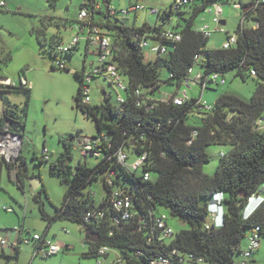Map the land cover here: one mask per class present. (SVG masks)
<instances>
[{
  "label": "trees",
  "instance_id": "1",
  "mask_svg": "<svg viewBox=\"0 0 264 264\" xmlns=\"http://www.w3.org/2000/svg\"><path fill=\"white\" fill-rule=\"evenodd\" d=\"M217 1L227 3V0H187L186 3L173 0L168 8L160 10L157 14L162 18L172 13L187 15L181 16L184 23L178 22L171 28L180 33V40L165 41L166 52L147 61L140 46L141 37L155 39L163 26L147 21L126 23L124 18L105 13L109 4L104 3L105 11L94 10L90 5L93 18L94 14H101L95 23L112 38L109 60L126 83L124 100L112 103L111 93L103 90L99 103L82 101L84 89L88 88L84 57L82 68L74 70L79 79L74 97L85 117L96 125L97 130L91 136L98 138L95 146L99 154L92 165L84 161L71 165L75 144L69 138L72 140L74 135L64 137L63 149L51 163L52 172L66 185L54 214L43 208L42 190L35 189L33 195L47 226L57 219H70L81 227L85 223L86 228L98 234L97 241L85 240L82 256L96 259L98 249L106 245L117 251L123 264H150L158 256L167 259L165 264H240L235 255L241 252L246 229L258 227V236L264 234V1L249 0L241 4L248 9L241 12L234 32L236 43L229 48H212L207 45L209 37L196 31L193 25L198 12ZM247 20L251 25L244 23ZM32 32L40 45L48 43L53 58L51 67L68 69L66 57L78 48L80 41L71 49L59 52L56 48L63 43L61 34L48 36L45 26ZM195 55L199 56L196 60ZM58 58L65 61L63 68L55 66ZM191 66H197L203 76L233 72L242 79L252 77L257 79L256 87L249 100L221 93L208 110L195 104L194 98L177 105L155 97L162 84L178 87ZM162 69L166 70V76L161 75ZM23 78L27 80L19 75L17 82H7L0 75V94L4 97L0 130L15 135L23 132L30 101V85ZM208 88L209 85L205 90ZM16 94L23 96L19 108L9 98ZM209 145L229 147L220 154L211 175L202 170V165L210 160ZM118 151L126 154L125 163L118 161ZM143 154L142 163L132 168L129 157L134 155L133 159H137ZM17 160L14 181L22 188L26 178L24 161L20 154ZM4 163L9 172L12 163ZM145 172L149 175L147 179ZM95 181L101 183L103 190L98 200L92 187ZM115 191L130 199L126 217L112 206ZM217 192L222 195L220 224L209 221L210 203ZM256 194L263 201L246 214L247 199ZM90 209L104 214L85 219ZM162 212L185 224L166 239L160 238L155 225ZM45 235L46 231L33 243L35 248L46 246ZM66 248L69 246L64 245L62 250ZM12 249L14 254L7 256L17 260L18 246Z\"/></svg>",
  "mask_w": 264,
  "mask_h": 264
},
{
  "label": "rangeland",
  "instance_id": "2",
  "mask_svg": "<svg viewBox=\"0 0 264 264\" xmlns=\"http://www.w3.org/2000/svg\"><path fill=\"white\" fill-rule=\"evenodd\" d=\"M5 6L0 8V75L8 78L10 81H18L19 75H24L30 85V101L27 114L25 116V125L22 128V141L19 143L20 158L24 161L23 173L26 176L23 187L17 186L15 179V169L10 174L4 165L5 158L0 155V164L2 170L0 173V236L5 237L9 242L15 241L19 236L20 229L23 234L42 235L46 231L45 237L55 240L61 245L64 241L67 245H73L63 249L57 254L47 257L33 255L32 245L20 244L19 258H8V254L15 252L8 246L1 250L0 264H96L93 257L82 256L85 251L82 243H86L84 230L81 224L70 219H57L47 226V221L42 218L39 203L33 197L36 190H33L30 184V178L36 176L40 181L38 189L41 192V201L45 211L53 215L55 206H58L63 198L66 185L60 180L59 176L52 172L51 163L55 162L57 156L63 149L62 139L69 137V140L75 144L72 148L71 165L78 161H84L92 165L96 159L90 155L83 156L80 147L77 144L76 137L90 136L96 132L97 128L91 118H86L81 108L76 105L74 95L78 88V77L75 75V69H81L84 60V41L80 40L79 47L66 57L68 69L52 68L53 58L49 52L48 43L40 45L36 40L33 29L46 27L47 35L59 33L65 41H69L76 34V29L71 28L69 22L76 16V8L83 0H0ZM173 0H145L146 5H151L160 10L168 8ZM104 6V3L101 2ZM118 10L126 8L125 0H112ZM225 19L222 25L228 35L233 34L241 20V3L237 0H227V3L221 5ZM105 11V8L103 7ZM124 15V14H120ZM187 14L172 13L168 18H162L156 13H150L146 10L138 11L137 24L147 21L150 24H158L163 28H174L178 22L184 23L181 16ZM124 16L133 17L132 12ZM213 14L209 8L202 9L198 12L193 28L207 24L214 28L212 22ZM126 19V18H125ZM63 21L66 25L62 24ZM247 26L251 21L244 22ZM47 36V37H48ZM226 38L224 32H213L208 38L207 45L212 48L220 47L222 41ZM154 54L144 50V60L152 59ZM96 60L93 53H89L85 59L86 69L91 68ZM197 66H194V71ZM162 76H166V70L162 69ZM225 83L210 85L208 89L203 90L201 99L207 105H213L217 96L221 93H232L245 100H249L253 90L256 87L257 79L247 77L242 79L233 72L224 75ZM88 94L90 102L95 104L102 100L103 90L111 93L109 100L116 103L117 94L123 95L122 89H116L107 79L101 75H96L87 80ZM187 90L188 96L199 99L201 87L198 83L191 84V87L181 86L179 91ZM176 90L173 84H162L159 91L155 94L156 98H165ZM18 108L23 100L22 94H16L12 98ZM4 97L0 94V116ZM5 131L0 133L4 134ZM2 138V135H0ZM12 143V141H11ZM8 143V144H11ZM2 144V145H1ZM4 142H0V148L7 147ZM9 146V145H8ZM42 148L48 151V159L41 161ZM225 145H209L207 152L210 160L202 165V170L206 174H213L220 159V154L228 150ZM134 155L129 157L133 161ZM4 160V161H3ZM12 167L15 165L11 161ZM96 200L103 193L101 183L95 181L92 185ZM45 191V192H44ZM9 208L10 210H6ZM168 224L174 231L183 228L184 223L179 222L173 217L167 218ZM62 228L68 229L64 232ZM250 229H246V234L241 239V248L247 244V238ZM19 239V238H18ZM87 244V243H86ZM259 250L253 253L254 258L249 259L247 264H264V234L259 235ZM252 255V256H253ZM235 260L240 262L241 256L235 255Z\"/></svg>",
  "mask_w": 264,
  "mask_h": 264
},
{
  "label": "built area",
  "instance_id": "3",
  "mask_svg": "<svg viewBox=\"0 0 264 264\" xmlns=\"http://www.w3.org/2000/svg\"><path fill=\"white\" fill-rule=\"evenodd\" d=\"M128 5L125 9L118 10L115 7H109L107 8L108 11H105V13L109 15H118L120 14H127L128 12L134 11L138 12L140 10H146L150 13H159L160 9L151 6L146 5L144 3L145 0H125ZM176 3H186L187 0H175ZM239 3L244 4L249 2V0H237ZM264 1V0H260ZM258 0H256V3ZM82 4L78 7L77 13L75 16V21L72 23V27L76 29V34L72 36V38L67 41L59 44L57 46V51L62 52L71 49L73 46H75L80 40L84 41L85 48L89 53H93L96 56V60L93 64H91V68L88 70V74L86 76V79H91L92 76L101 75L107 79L111 85H113L117 90L122 89L124 91L126 83L123 79V76L121 75L119 69L117 66L110 62V57L112 55V38L111 36L106 32V30L99 25L95 23V19L92 17V8L94 10H101L100 2L97 0H83L81 2ZM102 4V3H101ZM225 4L223 2H214L209 5V11L213 14L212 16V22L215 23L214 28H211L207 24L200 25L196 28V31L201 33L205 37H210L213 32H224L226 33V38L222 41L220 47L222 48H229L232 47L236 43V35L230 34L228 35L227 32L224 31L222 27L221 20H224L222 17V7L221 5ZM91 5V7H90ZM0 6H5V3L3 1H0ZM116 11L118 12H115ZM247 8H243L242 11H246ZM241 11V12H242ZM96 14H94L95 16ZM225 24V23H224ZM181 35L176 30H173L171 28H164L161 29L157 34H155V39H149L145 37H141L140 40V46L143 50L147 49L148 53L157 55V54H163L167 50V46L164 44L165 41H178L180 40ZM195 60L199 58L198 55H195ZM54 64L56 67L63 68L65 66V61L63 59H56L54 61ZM251 74H254V71L251 70ZM23 82L27 81L25 78L22 79ZM198 83L201 87V93L199 99L195 100V104H197L200 108L203 109H210L211 105H207L205 101L201 99L203 93L202 91L205 90L206 86L210 85H218L219 83H225L224 76H221L217 72H213L211 74H208L206 76H203L202 72L200 70L194 71V66H191L187 69V75L184 77V79L181 81L180 85L176 87V90L173 91L171 94H168L167 97L161 98L164 101L171 100L173 103L180 105L184 101L192 99L188 96L187 90L184 88L183 91H179L181 86L185 87H191V84ZM29 84V82H28ZM136 93H139V91H136ZM195 99V98H194ZM124 100L123 95L117 94L116 92V101L118 103H122ZM83 102L90 101L89 94H88V88L84 89V96L82 98ZM261 121V119H259ZM2 135V138L5 139L4 144L12 143L6 145L7 147L0 149V155H3L5 160L9 163L11 161H14V156L16 155L18 151V145L20 143L19 139L17 138V135L11 136L7 131L4 132V134L0 133ZM5 135H10V138H5ZM80 141V152L81 154L85 155H92L93 157L98 156V148H96L95 144L98 141L97 136L92 137L90 136H83L79 137ZM41 156L43 159L48 158V151L46 148H43L41 151ZM126 154L122 151H118L117 153V159L121 163L126 162ZM145 155H141L137 159H134L130 166L132 168L138 167L142 161L144 160ZM12 169V168H11ZM11 169L9 171H11ZM149 177L148 173H144V178L147 179ZM114 197L112 198V206L114 209L118 211L123 212V216L129 215V207L131 205L130 199L127 195H123L118 191L114 192ZM252 197H249V200ZM6 210H10L9 208H6ZM103 211L101 210H88L85 214V219H88L90 216H103ZM216 211L211 210L210 211V222H216ZM168 214L166 212H162L160 215L157 216L155 225L156 229L159 230L160 238L166 239L173 235L174 230L173 228L168 224L167 218ZM216 224H218L216 222ZM258 227L253 228L247 238V244L244 248H241L240 256V264H247V261L252 257L253 253L257 250L259 246V236H258ZM63 231L68 232L67 229L63 228ZM40 239L39 234H28L24 235L21 234L18 241L15 242H9L5 237L0 236V248L4 249L6 246H11L12 248L19 245V244H29L34 243ZM46 246L35 248L33 246V255H41L44 257L57 254L60 251V246L58 243H56L53 240L45 239ZM112 250L110 247L106 245H102L98 249V256L96 257V264H123L122 259L120 258V255L117 253V251L114 252V256L110 257V254ZM167 262V259L158 256L156 259L150 261V264H165Z\"/></svg>",
  "mask_w": 264,
  "mask_h": 264
},
{
  "label": "crops",
  "instance_id": "4",
  "mask_svg": "<svg viewBox=\"0 0 264 264\" xmlns=\"http://www.w3.org/2000/svg\"><path fill=\"white\" fill-rule=\"evenodd\" d=\"M97 1L100 2V5H101V8H100V9H101L102 11H104V10H103V7H104V6H102L101 2H103V3H105V4H109L111 7H115V8L117 9L116 5L112 3V0H97ZM127 5H128V3L126 2V7H127ZM78 7H79V6H78ZM78 7L76 8V11H77ZM131 12H132V14H133V17H132V18H131V17L127 18V16H124V15H121V16L117 15V16L120 17V18H124V21H125L126 23H132V22H134V23L137 24V15H138V12H134V11H131ZM131 12H130V13H131ZM100 15H101L100 13L96 14V15L94 16V19L96 20ZM74 18H75V16H74ZM125 18H126V19H125ZM72 19H73V18H72ZM225 22H226V21H225ZM225 22H224V23H225ZM62 24L66 25V22L63 21ZM69 24H70L69 26H70L71 28H73V27H72V21H70ZM62 41H63V42H67V41L64 40V38L62 39ZM79 45H80V44H79ZM78 47H79V46H78ZM85 53H86V54H89V53L86 52V50H85V48H84V57L87 56ZM85 59H86V58H85ZM197 70H198V67H197ZM6 79H7L6 81L8 82L9 79H8V78H6ZM9 98L12 100L13 96H12V97H9ZM12 102H13V100H12ZM84 136H85V135H84ZM81 137H83V136H80V138H81ZM77 144L80 146L81 143H80L79 140H77ZM20 145H21V143H20ZM18 149H19V152H20L19 145H18ZM42 149H43V148H42ZM17 153H18V151H17ZM17 153H16V154H17ZM18 155H19V154H18ZM15 156H17V155H15ZM15 156H14V162H15L14 164H15V165H13V167H12L13 170L15 169V166H16V168L19 166V161L16 159ZM83 156L87 157L88 155H85V154H84ZM90 156H92V155H90ZM92 157H93V156H92ZM2 168H3V167H1V164H0V173H1ZM13 170L9 171V173L11 174ZM215 220H217V218H216ZM62 229H63V228H62ZM65 229H66V228H65ZM67 230H68V229H67ZM20 231H22V233H21ZM20 231H19V233L23 234V229H20ZM64 232H66V231H64ZM68 232H69V231H68ZM21 234H20V235H21ZM20 235H19V236H20ZM19 236H18V238H19ZM18 238L15 239V241H18ZM45 238H46V237H45ZM46 239H48V238H46ZM50 240H52V239H50ZM15 241H13V242H15ZM53 241H55V240H53ZM10 242H12V241H10ZM59 242L61 243L62 246L67 245L64 241H60V240H59ZM17 246H18V250H19V251H18V257H17V260H18V258H19V253H20V244L17 245ZM68 246H69V247H73V245H68ZM82 246H83V248H85V250H86V244H85V243H82ZM8 247H9L11 250H13L11 246H8ZM32 250H33V245H32ZM258 250H259V247L257 248V251H258ZM3 251H4V249H3ZM257 251H256V252H257ZM114 252H115V251H112V252H111L110 257L114 256ZM13 254H14V252L12 251L11 254H8V255H13ZM34 256H36V255H34ZM253 258H254V255L252 256L251 259H253ZM17 260H16V261H17Z\"/></svg>",
  "mask_w": 264,
  "mask_h": 264
},
{
  "label": "clouds",
  "instance_id": "5",
  "mask_svg": "<svg viewBox=\"0 0 264 264\" xmlns=\"http://www.w3.org/2000/svg\"><path fill=\"white\" fill-rule=\"evenodd\" d=\"M252 197L250 200H249V197L247 199V207L245 209L246 211V214H249L251 213L252 211H254L260 204L261 202L263 201L262 199V196L260 195H254V196H250ZM222 195L221 193H215L213 196H212V201L210 203V210H215L216 211V222L218 224L221 223L222 221V213H223V207H222Z\"/></svg>",
  "mask_w": 264,
  "mask_h": 264
},
{
  "label": "water",
  "instance_id": "6",
  "mask_svg": "<svg viewBox=\"0 0 264 264\" xmlns=\"http://www.w3.org/2000/svg\"><path fill=\"white\" fill-rule=\"evenodd\" d=\"M221 23L224 24V20H221ZM9 133V132H8ZM11 136H14L15 134L9 133ZM17 138L19 139L20 143L22 141V135H17ZM30 184L33 190L37 189L40 185V181L37 179L36 176H33L30 178ZM82 228L84 229V238L88 241H97L98 234L89 228H86V224H82Z\"/></svg>",
  "mask_w": 264,
  "mask_h": 264
},
{
  "label": "bare ground",
  "instance_id": "7",
  "mask_svg": "<svg viewBox=\"0 0 264 264\" xmlns=\"http://www.w3.org/2000/svg\"><path fill=\"white\" fill-rule=\"evenodd\" d=\"M5 138H10V135H5ZM4 141H5V139H3V140H2V139H0V142H2V143H3ZM1 145H2V144H1ZM1 145H0V146H1ZM0 149H1V148H0Z\"/></svg>",
  "mask_w": 264,
  "mask_h": 264
}]
</instances>
